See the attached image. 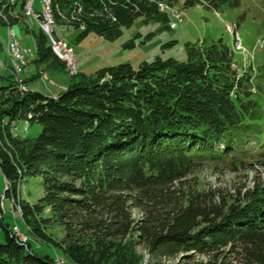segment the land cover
<instances>
[{
	"label": "trees",
	"instance_id": "16d2710c",
	"mask_svg": "<svg viewBox=\"0 0 264 264\" xmlns=\"http://www.w3.org/2000/svg\"><path fill=\"white\" fill-rule=\"evenodd\" d=\"M241 0H50L53 32L79 29L112 40L136 17L168 27V6L218 11ZM25 0H0V26L24 27L35 64L62 65L39 27L23 23ZM163 4V5H162ZM169 44V43H165ZM132 46L133 41L125 43ZM185 59L155 55L76 72L56 96L0 83V170L33 247L2 222L0 264H264V181L231 197L191 175L207 161L241 162L264 142V107L251 64L239 67L221 39L185 42ZM24 84V81H23ZM39 123L35 136L16 129ZM253 145H249L251 140ZM42 193L21 199L19 181ZM11 204V203H10ZM137 212V215L136 213ZM1 219V218H0ZM59 226V241L47 230ZM58 251V252H57ZM204 256L195 259L191 254ZM56 258V257H55Z\"/></svg>",
	"mask_w": 264,
	"mask_h": 264
},
{
	"label": "rangeland",
	"instance_id": "374dc122",
	"mask_svg": "<svg viewBox=\"0 0 264 264\" xmlns=\"http://www.w3.org/2000/svg\"><path fill=\"white\" fill-rule=\"evenodd\" d=\"M35 6L38 7L37 0H35ZM175 9L179 11L181 18L176 17V19L170 16L171 19L175 21L174 28L162 27L163 24L154 19L145 21L139 16L134 19L130 26L122 28V33L118 38L112 40L103 38L92 32L84 37L76 38L80 30L70 27L55 26V30L61 38L72 45L77 71H82L87 75L93 74L98 68L103 66L115 65L120 62H129L134 67H137L141 61H150L155 55H160L161 57L172 56L178 60H183L185 59V42L204 40L208 43L221 38L232 49L233 61L236 65L246 67L250 61L252 62L250 70L252 74L257 73L253 75V77L258 84V88L255 86L253 90L255 97L259 99L264 107V0H241L239 6L235 8H223L218 11L206 8L201 4L183 8L175 6ZM22 11L23 23L28 28V24L30 23L28 21H30V19H27L28 16L25 15L24 6ZM232 22L236 23L242 46L249 51L248 54L252 52L250 57L247 56V53L243 55L240 50L233 47L232 33L225 27V23ZM4 27H0V47H6L7 60L10 65L9 70L12 79L13 65L9 56V50L7 49L9 27L14 29L13 32L21 41L20 44L22 48L29 49L28 52L24 54L25 64L27 63V66L25 67V64L23 65L20 71L21 76L24 77L27 75V69L36 73L38 65L33 61L35 57L34 38L28 32H25L22 25L20 28L8 25ZM33 27H39L41 29V26L36 23ZM51 27L53 29V23ZM261 39H263L262 44H260ZM129 40L133 41L132 46L125 45ZM236 41H238V39L234 40L235 46L237 47ZM4 57L3 55V58ZM62 64L65 68V72H63L62 75L64 76L63 78L66 85L59 86L63 91L78 78L76 76V71L72 72L64 62H62ZM43 66H45V64ZM41 71V79L35 77L28 80L30 89H37L39 92L45 91L44 85L46 86L48 82H51L46 71L43 69H41ZM1 73L3 74V71L0 70V75ZM1 80L2 78L0 77V82ZM13 81L15 80L13 79ZM24 86L25 89L23 90H26L27 87L25 84ZM260 128L264 133V118ZM40 129L41 126L39 123L29 122L26 130H24L22 126L21 129H16L15 131L21 135L35 136L40 132ZM253 141L252 139L249 145H253ZM238 159H241L240 163L237 161L232 163L231 158L217 162L207 161V163L200 165L189 176H195V181H197L201 187L218 189L221 194L228 197L241 193L246 188H250L254 184L264 181V142L258 147L253 146V148H248L247 152L240 155ZM7 187H9V183L5 180L0 170V241L3 240L4 236L1 220L8 224L17 222V226H19L23 234V240L27 239L32 242L33 247L38 248L39 251L46 250L53 254L56 251L55 249L43 241L33 239L26 231L19 214L18 205L14 203V200H11L10 197L4 194V189ZM41 193L42 188L36 178L27 177L19 181L17 195L21 199L33 202ZM135 213L137 215V212ZM47 233H49L48 235L52 240L59 241L63 231L59 226L52 225L47 230ZM189 254L195 259L204 258L202 255ZM56 256L61 255L55 254V257ZM55 257L54 259H56ZM175 260L176 259L168 260L166 263L170 264ZM57 263L58 262H56V264ZM65 263L66 260L64 259L63 264Z\"/></svg>",
	"mask_w": 264,
	"mask_h": 264
},
{
	"label": "bare ground",
	"instance_id": "6f19581e",
	"mask_svg": "<svg viewBox=\"0 0 264 264\" xmlns=\"http://www.w3.org/2000/svg\"><path fill=\"white\" fill-rule=\"evenodd\" d=\"M26 5H27V0H25V3H24L25 15H27L29 17V19H33V18L35 19V17L32 14H29V11L26 9ZM39 6H44V8H39V15H46L47 14L48 21L52 24L53 18H52V14H51L50 0H39ZM30 24L31 23L28 24V28H30V26H31ZM174 25H175L174 22H171L170 27H174ZM39 26H46V18H39ZM41 29H42V27H41ZM13 31H14V29L9 27V29H8V41H7V49L9 50V56L11 58V62L13 65V68H12L13 79L15 80V82L18 83L19 87L21 86L20 87L21 89H25V86L22 83L23 81H22L21 76H20L21 75L20 71H21L23 65L25 64L24 54L28 52V49L22 48L19 38L17 37V35ZM48 40H49V43L51 44L52 51L55 53V55H57V57L62 62H64L72 72H75L76 68H73L69 63L66 62L64 57L61 56V52H56V47L53 45V42L50 40L49 37H48ZM60 40H65V39L60 38ZM236 43H238V41H236ZM23 129L24 130L27 129L26 123L24 124ZM55 262H58L57 264H63L64 258L61 256H56Z\"/></svg>",
	"mask_w": 264,
	"mask_h": 264
},
{
	"label": "crops",
	"instance_id": "0c3cea01",
	"mask_svg": "<svg viewBox=\"0 0 264 264\" xmlns=\"http://www.w3.org/2000/svg\"><path fill=\"white\" fill-rule=\"evenodd\" d=\"M35 1V0H34ZM39 1V0H37ZM38 4V2H37ZM36 7V6H35ZM38 8V7H36ZM29 19V18H27ZM31 23L30 28L33 27V25L36 23V19H30V21H28ZM1 27V26H0ZM5 29V27H4ZM21 42V41H20ZM29 50V49H28ZM5 56L3 58V55ZM38 68H37V72L33 73L30 71V69H27V75L22 77L21 75V79L22 81H24V84L26 85L27 89H30V86L28 85V80H31L35 77H38L41 79L40 77V73L42 72L41 69L45 70L47 75L50 77L51 82H48V85H44V90L45 91H41L42 93H45L46 95H50V96H56L57 94H59L62 90L60 89V86H64L66 85V82L64 81V76L62 75L63 72H65V68L62 65H50V66H43L44 64H37ZM27 66V63L25 64V67ZM10 65L9 62L7 60V52H6V47H0V70L3 71V74L1 73L0 77L2 78L0 83H4L6 81L5 77L7 75L10 74ZM77 69V67H76ZM77 72H81L84 73L82 71H77ZM39 73V75H38ZM44 73V72H43ZM55 83V84H53ZM60 85V86H59ZM59 86V87H58ZM31 90H37V89H31ZM39 91V90H37ZM18 129H21V127H18ZM10 225L13 224H17V222H13V223H9ZM21 230V229H20Z\"/></svg>",
	"mask_w": 264,
	"mask_h": 264
},
{
	"label": "built area",
	"instance_id": "2783aa9c",
	"mask_svg": "<svg viewBox=\"0 0 264 264\" xmlns=\"http://www.w3.org/2000/svg\"><path fill=\"white\" fill-rule=\"evenodd\" d=\"M38 2V8L35 7V1L34 0H27L26 9L29 11V14H32L36 19V24H39V18H46V26H41L42 31L44 33H47L50 40L53 42V45L56 47V52H61V56L64 57L67 63H69L73 68L75 67V61H74V49L72 45L66 41V40H60L59 37H57L53 29L51 27V23L48 21V16L46 15H39V8H44V6H39ZM171 15L176 18L180 17L179 14L174 11L173 9L170 10ZM237 47H239V40L237 43ZM21 87V86H20ZM4 211V208H3ZM1 217V214H0ZM11 232L19 237V239L23 242V234L21 233V230L19 226L11 227Z\"/></svg>",
	"mask_w": 264,
	"mask_h": 264
}]
</instances>
